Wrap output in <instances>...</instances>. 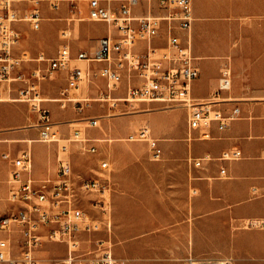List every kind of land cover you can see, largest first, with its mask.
<instances>
[{
  "label": "built area",
  "instance_id": "built-area-1",
  "mask_svg": "<svg viewBox=\"0 0 264 264\" xmlns=\"http://www.w3.org/2000/svg\"><path fill=\"white\" fill-rule=\"evenodd\" d=\"M66 1L72 15L67 21L75 18L101 22L107 28L106 33L97 39L93 49L72 53L70 29H62L56 53L53 56L38 53L32 58L34 66L27 73L22 72L23 59L13 54L21 38L16 23L28 22L32 30H39L44 18L42 10L58 11ZM80 2L86 5L85 17L79 16ZM192 21V0H0V84L8 91L13 85L18 86L17 97L13 99L26 102L37 114L39 122L35 126L39 127L38 140L42 142L57 140L51 130L55 123L50 120V110L43 104L48 98L42 97V83L53 80L57 73L64 75V85L56 98L59 107L72 105L81 114L96 102L99 108L107 109L104 115L88 114L74 120H83L88 127L99 126L104 117L150 111L134 107L154 103L162 109H185L189 130L205 129L212 123L223 129L239 116V108L233 107L225 115L213 106L215 101H198L191 95L192 82L199 75L191 50ZM161 39L162 44L157 42ZM230 82L231 72L225 67L218 90L228 89ZM129 106L132 109L120 108ZM80 134L79 129H74L68 141H89L79 137ZM202 136L207 137L208 132ZM127 140L146 142L153 159L161 156L158 139L148 125L138 127ZM83 148L96 152L95 145ZM60 150L64 154L56 156V177L41 180L31 176L33 156L29 146L14 155L2 154L10 166L7 200L21 205L0 215V264H41L37 250L44 242L66 244L60 264H126L103 241H98L91 250L78 251L77 233L97 231L101 222L78 205L72 165L65 153L67 146L61 145ZM240 157L241 151L234 148L222 151L218 159L230 161ZM203 159L190 157L188 162L199 166ZM100 166L108 169L109 162L103 160ZM219 172L227 174L223 167ZM78 188L98 195V199L92 200L93 205L106 213L108 179H82ZM104 220L109 228V220ZM15 233L17 239L13 238Z\"/></svg>",
  "mask_w": 264,
  "mask_h": 264
},
{
  "label": "crops",
  "instance_id": "crops-1",
  "mask_svg": "<svg viewBox=\"0 0 264 264\" xmlns=\"http://www.w3.org/2000/svg\"><path fill=\"white\" fill-rule=\"evenodd\" d=\"M82 3L80 14L85 11L86 15ZM66 7L69 9L67 1L59 10ZM192 16L191 50L199 75L192 82L191 95L198 101H215L213 106L225 115L238 107L239 116L223 129L212 123L193 130L187 128L183 108L117 118L115 136L127 140L136 128L148 125L162 150L161 156L153 159L146 142L114 143L115 231L126 238L115 256L126 264H185L192 257H217L220 245L235 250L245 244V232L231 236V228L256 219L263 220L264 226V0H192ZM157 42L164 43L163 39ZM69 43L72 53L96 45L74 43L71 36ZM225 67L231 72L230 87L218 90ZM56 77V82L64 84L62 73ZM50 83H42L43 93L51 91ZM95 93L92 90L91 94ZM176 112L180 113L178 118ZM144 116L150 120L145 121ZM124 118H128L127 125ZM204 132H208L207 137L202 136ZM23 135L0 129L4 162L8 163L3 153L14 155L20 149L14 152L1 141L22 139ZM234 148L241 151L239 159H218L222 151ZM31 151V176L35 180L55 178L57 155L38 144H33ZM190 157L205 159L194 166L188 162ZM222 167L227 171L224 176L219 172ZM72 170L74 177L76 171ZM2 172L6 177L5 170ZM8 188V179L6 183L0 180L4 205L0 215L10 208ZM258 245L261 255L257 259L264 261V231Z\"/></svg>",
  "mask_w": 264,
  "mask_h": 264
},
{
  "label": "rangeland",
  "instance_id": "rangeland-1",
  "mask_svg": "<svg viewBox=\"0 0 264 264\" xmlns=\"http://www.w3.org/2000/svg\"><path fill=\"white\" fill-rule=\"evenodd\" d=\"M82 6H84V3H82ZM42 13L46 18L42 20L39 30H32L28 22L16 23V26L20 29L21 38L13 48V54L23 59L22 71L24 70L25 73H27L30 70L29 68L34 65L35 62L32 58L37 56L38 53L42 52L45 56H53L55 54L61 43L60 31L62 29L69 28L72 41L77 44L81 43L80 45H87L88 47L93 46L98 37L106 32V27L102 23L87 20L79 21L75 18L73 21H67L66 18L72 16L67 7L58 11L43 9ZM58 14L59 19H55ZM73 16L76 17L77 15ZM79 16L84 17L85 11H83L82 14H79ZM27 69L28 71H25ZM57 80L58 78L56 77L53 81H48L51 82L50 92H42V97L48 98L43 104L50 110V120L55 123V125L51 127V130L55 131L57 140L51 142L39 141V127L35 126L39 122L37 114L30 110L29 105L26 102L13 99L17 97L18 86L13 85L10 91H8L4 85L0 84V129H3L4 131H18L24 133L22 139L14 138L3 140L1 142L8 144V147L14 152L21 148H25V145L27 147L30 145L32 149L33 144H38L40 147L49 150L51 154L55 156L57 154L62 156L64 153H62L60 147L61 145H66L67 151L65 153L68 155L72 167L76 171L74 177L78 192V205L88 212L91 217L97 218L101 222V227L97 231L77 233L76 237L79 241L78 251L83 252L91 250L97 245L98 241H103L104 245L110 246L112 253L116 255L115 250L125 243L126 238L122 239L115 231L114 165L112 162V159L114 158V143H131L125 139L126 137L114 135L116 120L121 116L165 111L168 109H162L160 104L139 103L137 107L135 105L134 109L138 108L137 110L139 111H150L104 117L100 120L99 126L88 127L83 120L72 121L81 117H86L89 114L87 112L93 110H98L97 114L104 115L105 112H107V109L99 108L96 102L92 104L93 107L85 108L81 114H77L72 105H67L66 108L59 107L57 101L50 100L59 97V90L64 85L61 84V82H56ZM120 108L121 110L132 109L131 106ZM176 113V117L178 118L180 113ZM151 115L152 117L153 115L157 117L159 116V114ZM144 119L145 121H149L150 117L144 116ZM123 122L127 125L128 118H124ZM74 129H79L81 131L79 137H85L89 141L84 143L66 141V138L73 137L72 132ZM29 139H31V141H28ZM89 145H95L96 152H88L83 148V146L87 148ZM103 160L109 162L108 169L101 168L100 163ZM0 161L3 163V165H0V171L2 172L5 170L6 172V177H3L4 172H2L0 180L6 183L9 178L8 171L10 166L1 159V153ZM90 178L100 179L101 181L108 179V182L110 183V189L105 192L106 213H103L98 206L93 205L92 200L98 199V195L92 192H83L78 188L82 179ZM8 203L10 204V208L3 214L10 213L21 205L20 203ZM3 206V203L0 201V209H3ZM143 216V214H139L140 218ZM105 218L109 220V228L106 226ZM262 221L263 220L257 219L251 222L244 221L239 227H233L230 229L231 236L233 233L239 234L240 232H245L246 235L243 239L245 243L244 246L239 245V248L233 250L232 246L220 245L216 247L217 250L215 253L218 255L217 257H192V260L188 259L185 261V264H203L206 261H218L220 262L219 264L226 261H228L229 264H264V261L257 259V257H260L261 255V247L258 245V242L260 243L261 241V231H264ZM13 238H18L17 233L13 235ZM66 249L67 247L65 243L44 242L37 250V255L41 259V264H60L59 261L65 256Z\"/></svg>",
  "mask_w": 264,
  "mask_h": 264
},
{
  "label": "bare ground",
  "instance_id": "bare-ground-1",
  "mask_svg": "<svg viewBox=\"0 0 264 264\" xmlns=\"http://www.w3.org/2000/svg\"><path fill=\"white\" fill-rule=\"evenodd\" d=\"M57 100V99H56ZM72 124V123H71ZM80 136V135H79ZM68 140H70V139H68V138H66V141H68ZM101 173V172H100ZM253 223V222H252ZM220 262H218V261H214V262H211V261H206V262H204L203 264H219Z\"/></svg>",
  "mask_w": 264,
  "mask_h": 264
}]
</instances>
